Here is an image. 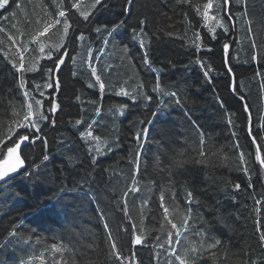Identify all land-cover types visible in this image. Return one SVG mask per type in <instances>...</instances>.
<instances>
[{
	"label": "trees",
	"instance_id": "1",
	"mask_svg": "<svg viewBox=\"0 0 264 264\" xmlns=\"http://www.w3.org/2000/svg\"><path fill=\"white\" fill-rule=\"evenodd\" d=\"M69 2L17 0L20 9L12 5L8 10L0 9V28L4 29L0 32V41L12 53L15 48L8 44V35H14L26 44V67L33 66V62L37 67L51 66L38 50L33 51L37 46L30 41L55 18L59 6L63 4L67 10ZM125 2L108 0L107 8L96 14V23L101 26L110 28L120 20L125 22L123 35L115 38L119 43L104 45L105 34L92 31L91 54L83 46L78 47L79 55L72 53L76 56V63H69V67L62 70L60 87L51 92L62 111L55 114V128L47 126L43 129L48 137L44 151L52 157L46 168L31 181L17 177L16 181L0 186V244L16 226H19L18 232L23 238L22 242L14 241L8 247L0 248V264H20L21 259L27 260L32 254L38 256L41 252L44 254L43 264H53L54 261L60 264L64 261L67 264H73V261L74 264H116L109 256L102 219L107 220L114 237L122 235L118 226L123 214L114 205L122 199V193L133 186V179L139 181L136 187L140 191L129 193L128 211L132 223L137 226L134 235H142L146 242L140 247L133 245L131 251L135 255L129 258L125 237L123 264H165L170 259L156 240L159 237L160 243L167 248L166 233L171 230L162 219L161 195H164L165 206L169 209L168 219L181 231L183 220L190 216L191 227L201 231L210 228L231 246L227 264H248L250 255L255 259L261 254L259 231H264L261 228L264 205L256 201H264V168L259 165L252 137L257 136L258 143L261 142L259 138L264 137V0H247L243 18L226 17L225 23L231 19L235 26L227 35L218 28L217 35L221 38L216 40H209L200 17L194 16L191 9L178 4L177 0H134L133 10L129 13L124 11ZM204 2L192 0L195 5ZM11 11L16 15L10 17ZM236 11L234 7L232 12ZM185 12L187 17L183 15ZM212 14L215 15V11ZM249 20L251 32L246 23ZM141 27L147 34L148 49H141L132 41V29L139 32ZM83 30L89 34L86 28ZM194 33L204 36L201 49L190 47ZM253 33L258 46L257 60L252 59L253 49L250 47ZM61 35L58 26L41 39L47 46L59 42ZM224 42L232 44L230 53L222 51ZM68 47L71 50L73 45ZM208 47H211V53L205 51ZM145 50L149 51L148 66L143 64L142 52ZM112 52L114 55L109 56L105 69L98 57ZM200 59L208 65L207 68L200 67ZM229 63L236 85L245 98L243 101L229 89L230 74L225 70ZM111 64L115 67H108ZM91 67L97 69L105 82V92L99 91ZM209 68L213 77L210 81L203 76ZM118 71H123L122 78ZM73 72L76 75H72ZM23 79L29 84L34 81L44 83L35 72L26 73ZM157 79L164 91L177 92L182 100L180 105L170 103L167 108L157 107L158 101L168 100L151 92ZM90 83L96 86L89 88ZM17 85V74L9 58L0 54V134L12 124V112L21 113V104L26 105L22 93L29 89L18 90ZM121 85L129 91L152 95L153 100L145 101L141 96L132 102L127 97L115 96L114 89ZM44 91L47 97L49 91ZM219 99L225 101L223 109ZM124 104L128 107L120 115ZM243 104L248 105L251 120L248 112L243 110ZM48 107L45 99L43 109ZM97 108L99 115L96 114ZM153 112H162V115L157 116L152 124L147 123ZM77 119H82L85 124L98 121L95 134L101 136V149L107 154L99 158L100 164L96 167L90 164L89 154L78 136L79 131L85 130V124L75 125ZM141 128L147 129V139L139 148L137 172L133 165L137 152L134 133ZM201 134L205 135L207 149L215 153L204 164L192 162L194 158L198 159L196 150ZM117 137L118 145L108 152L107 146L112 145ZM29 152L36 159L41 152L39 143ZM239 152L245 153L243 164L238 159ZM261 155L264 156V152ZM176 160L184 161L183 167L174 166L172 162ZM245 166L248 172L242 170ZM235 183L241 184L242 189L246 184L252 187L237 191L233 187ZM88 186L99 194V208L108 210V216L101 218L96 206L98 201L84 195ZM187 192L193 193L191 205L186 199ZM217 220L221 223H216ZM171 231L175 233V230ZM173 238L181 241L174 246L176 251L198 239L192 232ZM53 244L62 249L60 253L51 250ZM31 264L41 262L37 259ZM199 264L214 262L205 258ZM219 264H225L222 257Z\"/></svg>",
	"mask_w": 264,
	"mask_h": 264
},
{
	"label": "snow or ice",
	"instance_id": "2",
	"mask_svg": "<svg viewBox=\"0 0 264 264\" xmlns=\"http://www.w3.org/2000/svg\"><path fill=\"white\" fill-rule=\"evenodd\" d=\"M178 4H184L189 9L192 10L194 16H199L204 23V28L208 35L209 40L220 39L221 37L217 35V29L219 28L222 34H229L230 28L234 27V23L231 19H225L228 16L241 17L243 18L246 15L247 0H205L202 5H195L192 3V0H177ZM12 5L15 9H20L21 4L17 3V0H0V9L8 10L9 6ZM108 6V0H70L67 5V10L63 4L59 6V9L56 12V16L50 22L46 23L43 28L33 36L32 41L36 44V49L38 53L41 54L42 58L46 61L51 62V66L45 64L43 67L33 66L26 67L25 64V52L28 51L27 45L18 41L14 35L7 36V42L11 45L12 48H15V53H12L10 49L4 45L3 41H0V54L7 56L11 62V66L14 72L17 74L19 89H29L25 90L22 93V96L25 98L26 105L21 104V113L15 111L12 112L13 122L7 126V131L0 134V186L8 184L9 181H16L17 177H21L24 180H33L38 178L41 175V172L46 168L48 162L52 159L50 154L44 149L48 145V137L44 132V127L51 126L55 128L56 119L55 114L59 111H62L60 103L51 96V92L55 91L60 87V76L63 74V69L69 67V63H76V56L72 53L79 55L78 47L83 46L91 54V36L90 33L94 31L96 34L104 33V38L102 43L108 45L110 42L114 43L115 38L122 34V29L124 28L125 22L120 20L108 27L107 25H99L96 23V14L102 10H105ZM134 0H126L124 11L129 13L133 10ZM236 8V12H232L233 8ZM74 10V11H73ZM215 11V15H213ZM15 11L10 12V17L15 16ZM187 17L188 13L183 14ZM9 17H5L8 19ZM141 24L144 22L141 21ZM249 26V32H251V21L246 22ZM59 26L62 33L60 41L55 44H48L46 46L45 42L41 39L47 36V34L56 29ZM91 26V27H88ZM87 29L89 34H86ZM4 29L0 28V32H3ZM168 35L171 36L172 33L169 31ZM147 34L144 31V28L141 27L139 32L137 29H132V41L138 43V46L141 49H148L149 44L146 39ZM204 36L200 33H194V39L191 41L190 47L195 49H201L203 46ZM72 44L73 48L70 50L68 45ZM232 44L224 42L222 43V51L229 52L231 50ZM250 47L253 49V60L258 59V46L256 45L254 39V33L250 38ZM99 52V50H96ZM207 53H211V47L205 49ZM143 64L148 66L150 65L149 51L145 50L142 52ZM200 67L207 68L208 65L200 59L198 61ZM226 72L230 74L229 89L233 95H239V99L243 101L245 98L240 93L239 88L235 82V74L231 64L229 63L226 67ZM211 69L203 72V76L206 80L210 81L213 77L210 76ZM35 72L38 73L39 79L44 81L43 84L33 82L28 83L27 80L23 79L26 73ZM72 75H76L75 72ZM91 75L95 77V81L98 82V89L100 92L106 91V84L101 80V76L97 75V69L91 67ZM95 83L88 84L89 88L95 87ZM142 87V86H138ZM45 89L49 91L48 96H45ZM151 92L159 93L162 97H167L168 100H160L157 102L158 108H167L170 103H175L180 105L182 100L181 97L177 95L176 91H164L161 88V84L157 79L156 83L151 87ZM114 95L118 97H127L130 101L135 102L138 97H141L145 101H152L153 96L149 95L142 91H129L125 86L121 85L118 89H114ZM47 99L49 107L43 109V105ZM77 100L80 99L79 96L76 97ZM218 102L223 109L225 101L219 99ZM128 107L127 104H124L120 108V115H123L124 109ZM242 108L245 112H248V119L251 120V113L248 110V105L243 104ZM48 113V114H45ZM96 114H100L99 108L96 110ZM159 115H162V112H153L152 119L148 120L147 123L152 124L155 118ZM158 122V121H157ZM75 125H82L85 122L82 119L75 120ZM229 123H232L229 120ZM98 121L92 120L90 123L85 124V130L79 131L78 136L83 142L86 151L90 157V164L93 167H96L100 164V157L106 155L99 143L101 136L95 134V129L98 127ZM264 127V125H262ZM251 132V126L248 128ZM147 139V129L141 128L139 132L134 133V143L137 144L136 156L133 159V165L137 172H139V148L142 147L143 143ZM210 139V137H209ZM260 143L257 142V136L252 137V144L255 146L254 151L257 157H259V165L264 167V156L261 155L264 152V137L259 138ZM39 143L41 146L40 155L33 159L32 155L29 152V149ZM119 138L117 137L116 141L112 145L107 146V151L111 152L114 145H118ZM238 150L239 145H235ZM197 151V158H194L192 162L194 163H207V158L210 155H215V153L209 151L206 147L205 135H200L199 147ZM251 155V154H249ZM238 159L241 164L245 163V153L239 152ZM71 163V159L68 161ZM176 167H183L184 161L176 160L172 162ZM244 172H248V168L245 166L242 168ZM87 185V181H85ZM133 186L127 191L122 193V199L116 202L114 207H117L119 211L123 214L118 230L122 233L119 237H114L110 225L107 220L102 219V226L106 231L105 242L109 248V256L114 258L116 264H123L124 259V247L125 237L127 241V247L129 248L128 257L131 258L135 254L131 251L133 245L140 247L145 244V239L140 234H135L137 232V226L135 223H132V217L129 215L128 211V201L127 197L129 193H138L140 188L136 187L139 184L138 180L133 179ZM233 187L237 191L246 190L248 187H252L250 184H246L242 189L241 184L235 183ZM84 195L90 200L98 201L97 209L98 215L101 218H104L109 215L108 210L99 208V194L94 192L90 186L85 187ZM186 199L189 205L193 202V193L187 192ZM256 203L264 205V201L257 200ZM135 204V200H133ZM143 206V205H142ZM159 207L162 209L163 215L162 219L170 225L171 230H169L167 235V248L164 243H160V238L156 237L157 244L159 248L164 249L168 252L169 260L165 261V264H199V261L202 259H211L214 264H219L221 257L227 264L229 260V253L231 251V246L226 242L221 240L219 236L215 235L212 232V229L205 227L203 231L197 228H193L189 224L190 216L186 217L183 220L182 228L177 226L176 223H173L168 219L169 209L165 206V197L164 195L160 196ZM216 223H221L220 220H217ZM256 223H261L257 221ZM126 225V226H125ZM18 227H13L9 231L8 236L5 238V242L0 244V248H6L13 242H22L23 238L18 232ZM261 228H264V223H261ZM186 232H192L194 239L189 242L188 247H182L179 251L175 250V245L181 244L180 240H175L173 236H182ZM31 240V237L28 238ZM119 242V247L117 246ZM259 243L261 245V254L259 257L253 259L251 255L249 256L248 264H264V231H259ZM51 250L60 253L61 248L53 244ZM39 260L41 264L44 262V254L41 252L38 256L32 254L29 259H21L20 264H31L33 260ZM53 264H60L59 261H54ZM63 264H67V261H64ZM74 264V261H73Z\"/></svg>",
	"mask_w": 264,
	"mask_h": 264
},
{
	"label": "rangeland",
	"instance_id": "3",
	"mask_svg": "<svg viewBox=\"0 0 264 264\" xmlns=\"http://www.w3.org/2000/svg\"><path fill=\"white\" fill-rule=\"evenodd\" d=\"M122 31V34L121 35H123V29L121 30ZM117 40V41H116ZM115 42L118 44L119 43V39H115ZM114 50H116V48L114 47ZM115 52H117V51H115ZM118 53V52H117ZM82 54H84V52L82 53ZM81 54V55H82ZM111 55H114V52H112V53H107V54H102V55H99V59L101 60V64H102V67L103 68H105L106 69V65L108 64V61H109V56H111ZM108 67H115V66H113V64H111V65H108ZM98 70H100V67H98ZM119 75H120V77L122 78L123 77V71H118L117 72ZM97 75H98V71H97ZM95 143H99L100 144V147L101 148H103V145H102V143H101V141H99V142H95Z\"/></svg>",
	"mask_w": 264,
	"mask_h": 264
},
{
	"label": "water",
	"instance_id": "4",
	"mask_svg": "<svg viewBox=\"0 0 264 264\" xmlns=\"http://www.w3.org/2000/svg\"><path fill=\"white\" fill-rule=\"evenodd\" d=\"M227 53V52H226Z\"/></svg>",
	"mask_w": 264,
	"mask_h": 264
}]
</instances>
